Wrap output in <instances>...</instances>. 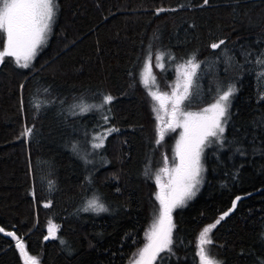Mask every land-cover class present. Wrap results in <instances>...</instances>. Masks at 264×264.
I'll return each mask as SVG.
<instances>
[{
  "label": "trees",
  "instance_id": "16d2710c",
  "mask_svg": "<svg viewBox=\"0 0 264 264\" xmlns=\"http://www.w3.org/2000/svg\"><path fill=\"white\" fill-rule=\"evenodd\" d=\"M57 4L29 67L0 59V264H26L17 240L39 264H126L142 247L158 209L156 177L174 143L171 135L156 141L154 98L142 79L149 50L158 88L169 94L179 67L193 55L200 62L184 109H202L236 85L222 138L205 152L202 185L172 210L173 253H163L162 264H200L199 233L237 196L210 233V255L222 264H261L264 69L257 58L264 54V0ZM3 38L0 32V50ZM105 95L114 99L102 109L73 108L100 104ZM104 127L117 131L98 151L103 163L90 166L72 143ZM25 128L32 133L23 135ZM94 196L106 211L84 210ZM48 223L56 232L45 240Z\"/></svg>",
  "mask_w": 264,
  "mask_h": 264
},
{
  "label": "snow or ice",
  "instance_id": "6c2138e0",
  "mask_svg": "<svg viewBox=\"0 0 264 264\" xmlns=\"http://www.w3.org/2000/svg\"><path fill=\"white\" fill-rule=\"evenodd\" d=\"M203 3L208 4V0H203ZM58 4L57 0H0V32L4 35L3 48L0 50V59L6 56L16 58V63L24 68L29 67L30 62L37 54L39 48L44 45L51 32L52 23L57 14ZM175 9H173L174 11ZM157 13L167 11V9L160 8L156 10ZM224 41L211 44L213 49L219 48ZM163 53L156 55L158 61L157 67H163L159 61L163 57ZM152 53L149 50L145 62V69H150ZM23 61V63H21ZM257 64L264 69V54L257 58ZM180 67L185 68L183 72V90L174 91V100L171 117L179 121L183 118L182 123H177L176 127H183L184 132L181 134V140L177 142V155L179 157V164L173 169L171 179L165 190L157 194V199L160 201V211L158 217L154 220L152 229L146 234L148 243L143 248L138 250V259L134 264H155L160 261L162 264L164 257L163 253L171 255L173 253V237L172 230L174 224L172 223L171 213L174 208L183 206L190 200L198 190V185L201 183L203 167L201 164V155L206 146L214 141H220L224 133V124L228 115V109L231 103V96L235 92L234 86H229L226 91H222L215 101L208 108L202 110L203 114L185 112L181 109V105L190 99L192 95V88L194 86V78L197 75V69L200 67V62L196 61L195 55L190 57L184 65ZM258 76L264 78V70L258 73ZM147 83V80L144 81ZM180 85H177L179 89ZM154 99H159L155 93H150ZM114 97L105 95L100 104L88 105L81 101L79 105H73V108H79V114H84L93 109H102L105 105L112 102ZM39 105L37 108L39 109ZM155 110V109H154ZM73 114H76L75 112ZM107 121V116L104 117ZM159 119V117H157ZM169 127L175 130L172 123ZM32 128H25L23 135L27 136L32 133ZM117 131L116 129H109L108 132ZM107 135V133H105ZM158 135L162 139L163 133L158 129ZM93 140H99V143H94V148L102 147L104 136L97 134ZM159 139L157 143H159ZM167 162V157H165ZM161 171H167L162 169ZM159 186V176L156 177ZM51 183V182H50ZM241 197L237 196L232 202V208L224 212L213 224L204 227L198 235L196 248V255L199 257L200 264H222L221 261L216 260L210 255L209 248L213 241L211 239V231L220 223L224 217L236 207L237 201ZM48 205L46 204L45 207ZM85 211L91 210L95 212L106 211L105 205L101 202L98 196H94L86 202ZM4 229L0 228V232ZM8 236L15 237V233L8 232ZM53 235V228L49 227V236H45V240ZM17 248L21 250L22 254H26L23 245L18 240ZM30 264H38L35 257L29 258ZM264 264V261L261 262Z\"/></svg>",
  "mask_w": 264,
  "mask_h": 264
},
{
  "label": "rangeland",
  "instance_id": "374dc122",
  "mask_svg": "<svg viewBox=\"0 0 264 264\" xmlns=\"http://www.w3.org/2000/svg\"><path fill=\"white\" fill-rule=\"evenodd\" d=\"M3 35H5V34H3ZM145 62H144V66L142 68V79H143V82L145 80H147V83H145V85H147V88L150 91V93H155V96L159 97V99H154V106H153V107H155V110H156V113H157V117H159V119L156 120V137H157V140L159 139V141H161L164 136H166V135L170 136L171 135V136H173V142H174V143H172L173 147H172L171 156H169L170 158L167 157V162H166L167 165L164 166L163 168H161V169H167V171H160V173L158 174V176H159V186L157 184V194H158V193H161L162 191L165 190V186L168 185L169 180L171 179V176L173 175L172 169L177 164H179V157L177 155V142L181 140V134L184 132V129H183V127H176L175 125L178 122L182 123L183 122V118H180L179 121L174 120L171 117V113H172V108H173V100H174L173 93H174V91L179 92V91L183 90V83H184L183 72L185 71V68L179 67L178 75H177L178 77H177V80H175V81L176 82L180 81V82L177 83V84L175 82V84H176L175 88H174L173 92H170V94H169V93L160 91V89L158 88V81H156L157 79H156V77H155V75L153 73V66H152L151 61H150V69H148V70L145 69ZM159 63L162 64V60H160ZM158 68L161 69V67H158ZM178 84L180 85L179 89H177V85ZM231 86H234V88L236 90V85L235 84H231ZM228 87L225 88L223 91H226L228 89ZM232 98H233V95L230 98L231 103H232ZM215 101L213 103H215ZM231 103H230V106H231ZM210 105L211 104H209L208 106H206V107H204L202 109H199V110H188V109H184L183 108V104H182L181 105V109L183 111H185V112L203 114L202 110L205 109V108H208ZM229 109H230V107H229ZM229 109H228V115H229ZM228 115L226 117V122H227V119H228ZM170 122L172 123L173 127L175 128V130H172V128L169 127V123ZM225 125H226V123L224 124V128H225ZM109 129H115V128H113V127H104V128L99 129L98 132L88 130L86 133L82 134L81 138H78L76 136L75 141L72 143V145H73L74 149L77 150L80 153L81 159L85 163H87L88 165L96 166V165H99V164L103 163V160L100 159L99 154H98V151H99L100 147L99 148H94L93 147V144L94 143H99V140H93V137L96 136L97 134H100L101 136H104V140H105V137L108 135V133L112 132V131L108 132ZM158 129L160 130V132L163 133L162 139L158 135ZM105 133H107V135H105ZM216 142L218 143L220 141H214L213 143H211L208 146H206L204 148V150H203L202 155H201V164H202V167H203V171L201 173L202 180H201V183L198 185V190H199L200 186L202 185V181H203V177H204V171H205V168H204L205 167V165H204V155H205V152H206V150L208 148L210 149V147L215 146ZM103 144H104V142H103ZM157 144H159V143H157ZM156 183H157V180H156ZM160 208H161V205H160V201L158 200V209H157L156 213L154 214L153 218L151 219L152 221H151L150 226H149V228L147 230V233H149L151 231L152 225L154 223V220L159 215ZM50 226L53 228V232H55L56 231V226H54V225H52L50 223H48V231H49V227ZM146 243H148L147 237L145 239L144 244L141 245L142 246L141 248H143ZM138 250L134 254H138ZM134 254H133V257L130 258L131 260L128 261L126 264H130V262L133 259L134 260L138 259V255L134 256Z\"/></svg>",
  "mask_w": 264,
  "mask_h": 264
},
{
  "label": "water",
  "instance_id": "95a60500",
  "mask_svg": "<svg viewBox=\"0 0 264 264\" xmlns=\"http://www.w3.org/2000/svg\"><path fill=\"white\" fill-rule=\"evenodd\" d=\"M18 242V240H17ZM16 242V244H17ZM25 250V249H24ZM21 251V250H20ZM26 254H22V257H23V261L26 263V264H30V261H29V257H28V254L27 252L25 251Z\"/></svg>",
  "mask_w": 264,
  "mask_h": 264
},
{
  "label": "flooded vegetation",
  "instance_id": "af4514ba",
  "mask_svg": "<svg viewBox=\"0 0 264 264\" xmlns=\"http://www.w3.org/2000/svg\"><path fill=\"white\" fill-rule=\"evenodd\" d=\"M56 232V231H55ZM134 262H135V260L133 259L131 262H130V264H134ZM156 263V262H155Z\"/></svg>",
  "mask_w": 264,
  "mask_h": 264
}]
</instances>
